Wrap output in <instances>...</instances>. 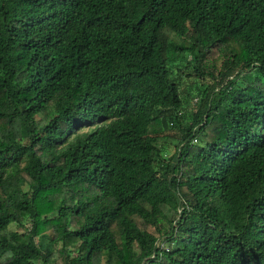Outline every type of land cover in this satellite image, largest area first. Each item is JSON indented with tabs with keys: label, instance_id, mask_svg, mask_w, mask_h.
Segmentation results:
<instances>
[{
	"label": "trees",
	"instance_id": "1",
	"mask_svg": "<svg viewBox=\"0 0 264 264\" xmlns=\"http://www.w3.org/2000/svg\"><path fill=\"white\" fill-rule=\"evenodd\" d=\"M0 264H264V0H0Z\"/></svg>",
	"mask_w": 264,
	"mask_h": 264
},
{
	"label": "rangeland",
	"instance_id": "2",
	"mask_svg": "<svg viewBox=\"0 0 264 264\" xmlns=\"http://www.w3.org/2000/svg\"><path fill=\"white\" fill-rule=\"evenodd\" d=\"M195 143H197L198 141L197 140H195L194 141ZM17 230H18V228H16ZM159 245H161V246H163V247H165L166 245H165V243H163V242H160V243H158ZM172 247V246H171ZM177 247H178V245H177Z\"/></svg>",
	"mask_w": 264,
	"mask_h": 264
}]
</instances>
